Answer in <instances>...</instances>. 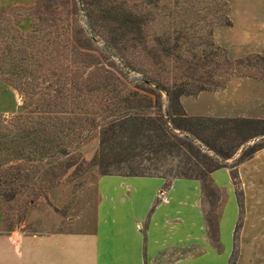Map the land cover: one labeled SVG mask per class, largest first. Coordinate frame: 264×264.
<instances>
[{
  "label": "trees",
  "instance_id": "trees-1",
  "mask_svg": "<svg viewBox=\"0 0 264 264\" xmlns=\"http://www.w3.org/2000/svg\"><path fill=\"white\" fill-rule=\"evenodd\" d=\"M33 3L18 19L25 8L0 11V81L24 110L0 118L4 220L11 203L25 214L68 173L89 168L161 178L164 189L174 179L196 180L212 197L213 172L230 169L225 162L239 151L237 163L264 149V118L191 117L180 102L222 88L230 76L264 82V57L232 62L213 43L215 27L231 26L222 0ZM25 20L31 28L23 33ZM95 137L87 164L79 146ZM205 220L216 241L217 217Z\"/></svg>",
  "mask_w": 264,
  "mask_h": 264
},
{
  "label": "crops",
  "instance_id": "crops-1",
  "mask_svg": "<svg viewBox=\"0 0 264 264\" xmlns=\"http://www.w3.org/2000/svg\"><path fill=\"white\" fill-rule=\"evenodd\" d=\"M32 4L0 0V11ZM237 171L238 190L230 169L211 174L221 195L216 242L198 181L174 179L164 189L157 177L99 176L76 191L65 216L50 208L51 217L27 215L26 224L39 221L34 232H3L0 215V264H264V149ZM69 187L50 189L56 210Z\"/></svg>",
  "mask_w": 264,
  "mask_h": 264
},
{
  "label": "rangeland",
  "instance_id": "rangeland-1",
  "mask_svg": "<svg viewBox=\"0 0 264 264\" xmlns=\"http://www.w3.org/2000/svg\"><path fill=\"white\" fill-rule=\"evenodd\" d=\"M222 1L226 4L227 17L231 26H219L213 29L212 40L215 46L224 50L226 52V57L232 62L257 55L264 57V0ZM33 6L34 3L30 7H26L25 10H17L14 17L18 19L17 16L27 14V9ZM29 28H31V23L27 20L20 25L19 30L26 33ZM96 45L98 48L102 46L100 42ZM245 71L246 70L243 72ZM222 85V88H217L214 92H203L195 98L183 97L180 102L185 113L191 117L264 118V82L253 77L230 76L222 79ZM12 90L13 92L11 93L3 86L0 88V113H10L7 115H0V118L5 120L24 111L21 108V99L19 95L14 89ZM11 113H13V115ZM79 147V152L86 163L89 164L98 148V138H91L88 142ZM240 155L241 151L237 152L232 159L225 162L230 168V172L237 173L238 167L242 163L248 161L237 163ZM99 176L100 173L95 168H89L81 175H75L72 172L68 173L61 184L70 187L65 192L67 199L66 204L61 207L60 211L54 208L53 203L48 197L50 190L46 193L47 201L43 199L38 200L33 207H30L25 212V214H22L19 203H11L9 209L7 208L5 211V220L2 217L3 225L1 230L3 232L7 230H22L28 233L34 232L37 230L39 221L26 224V216L51 217V212L46 213L47 208L55 210L62 216H65L67 210L74 202L76 191L83 188L84 185L88 186L94 183ZM232 181L238 190V173L235 181L233 179ZM237 195L240 196L239 193ZM51 196L53 201L57 198L56 193H52ZM217 196H219V198ZM219 199H221L220 193L212 197L207 196V198H204V211L207 218L216 220L219 211ZM75 210L77 209L75 208ZM212 241L216 242L214 240Z\"/></svg>",
  "mask_w": 264,
  "mask_h": 264
}]
</instances>
